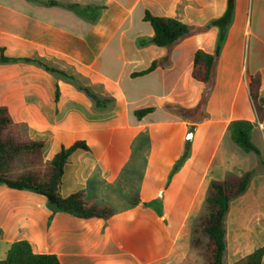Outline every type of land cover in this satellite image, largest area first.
Instances as JSON below:
<instances>
[{"label":"crops","instance_id":"obj_1","mask_svg":"<svg viewBox=\"0 0 264 264\" xmlns=\"http://www.w3.org/2000/svg\"><path fill=\"white\" fill-rule=\"evenodd\" d=\"M48 1L101 10L92 21L91 15L84 18L65 7L48 6ZM229 2L222 0L219 7L218 0H0V56L39 60L99 98L113 100L100 110L73 83L36 64L0 63V107L27 127L32 140L44 143V161L75 142L89 149L68 158L61 196L83 193L115 212L107 220L63 212L51 216L45 196L0 185V260L14 243L25 241L34 254L54 255L59 264H205L190 244L191 232L205 214L209 182L240 176L248 171L243 163L256 156L233 147L228 125L235 120L253 124L255 115L235 116V106L242 93L252 108L248 85L255 76L264 97V66L247 67V84L240 78L230 86L232 74L217 68L216 56L205 108L216 101L219 107L227 105L229 113L188 124L165 105H198L206 85L191 77L193 56L197 50L217 55L219 33L210 28L170 48L140 46L139 41L153 36L143 19L146 12L205 28ZM165 57L164 67L132 76ZM144 108L155 111L137 120L133 112ZM188 125L193 131L190 157L169 180L183 153ZM258 132L253 125V143ZM257 147L261 156L253 169L264 160V150ZM252 183L229 203L223 221L224 264L264 247V196L248 195ZM134 197L140 202L132 206Z\"/></svg>","mask_w":264,"mask_h":264},{"label":"trees","instance_id":"obj_2","mask_svg":"<svg viewBox=\"0 0 264 264\" xmlns=\"http://www.w3.org/2000/svg\"><path fill=\"white\" fill-rule=\"evenodd\" d=\"M48 6H61L71 10L73 13L95 21L100 8L81 7L79 5H64L55 1L45 3ZM144 21L149 23L153 30V36L149 39L139 41L140 46L148 44L159 48H170L180 40L207 30L205 28L189 27L176 19L154 17L146 12ZM26 62L33 63L46 72L60 76L73 83L80 91L84 92L95 103V108L107 109L112 99L99 98L90 88L80 86L74 77L51 68L36 59H13L0 56V63ZM216 62V54H210L203 50H197L193 56L191 77L194 81L206 85L198 105L192 109H185L174 104H166L165 109L181 118L188 124L198 122V119H189L185 115L203 111L209 89L208 85L212 80ZM168 64V58L155 60L145 71L135 73L132 76H143L149 74L158 67ZM260 78H250L248 85V96L259 123H264V97L260 95ZM55 99H58V89L55 92ZM154 108L135 110L134 117L141 120L153 113ZM231 141L244 153H252L260 156V150L252 142V124L245 120H235L228 125ZM77 150L88 151L84 142H75L68 148H62L51 160H43L44 143L32 140L28 136L27 127L24 124L13 122L8 110L0 107V185L12 190L29 191L43 195L48 200V208L51 216L57 212L70 214L78 219H101L107 220L114 215V210L107 204L89 201L83 193H74L62 197L61 180L63 169L71 154ZM191 154V141L187 140L180 158L175 162L169 180L185 163ZM264 165V160L261 161ZM254 174V170L244 172L241 176L229 175L223 181H211L207 187L205 200L206 214L195 223L190 244L199 251L205 264H224L225 252V230L224 218L227 214L229 203L243 195ZM139 199L134 197L131 205L139 204ZM144 207H153L152 203H144ZM264 258V247L259 248L252 254L239 260L235 264H261ZM0 264H59L54 255L34 254L30 245L25 241L14 243L8 250L6 256L0 260Z\"/></svg>","mask_w":264,"mask_h":264},{"label":"rangeland","instance_id":"obj_3","mask_svg":"<svg viewBox=\"0 0 264 264\" xmlns=\"http://www.w3.org/2000/svg\"><path fill=\"white\" fill-rule=\"evenodd\" d=\"M221 1L218 0L219 7L222 6ZM210 28H215L219 33L216 44L218 51L216 55L218 57L217 68L226 67L232 74L233 78H230V86H236L240 78L243 85L247 84V67L251 70L255 65L264 66V0H230L225 12L207 26V29ZM212 39L213 34H210L208 40L211 41ZM219 59H221V62H219ZM216 94L218 95V93ZM216 103V101H213L208 108L204 106L203 111L199 114L194 112L185 116L189 119L207 120L216 118L221 112L223 116L228 115L227 105L219 107L220 105ZM234 114L235 116L239 114V116L245 118H252L255 115L254 110L247 105L242 93L238 96ZM253 125L259 131V140L255 139L254 144L264 150V123H259L255 116L252 129ZM232 145L237 151L244 153L236 145ZM253 157L254 160H247L243 163V167L247 168L248 171L254 170L251 178L253 183L248 195L264 196V165L261 163L257 169H253L258 161L256 156ZM262 159H264V155H262ZM186 233L187 231L184 232L182 237H185Z\"/></svg>","mask_w":264,"mask_h":264},{"label":"water","instance_id":"obj_4","mask_svg":"<svg viewBox=\"0 0 264 264\" xmlns=\"http://www.w3.org/2000/svg\"><path fill=\"white\" fill-rule=\"evenodd\" d=\"M188 129V132H187V135H186V140H192V137H193V131H192V127L190 125H188L187 127Z\"/></svg>","mask_w":264,"mask_h":264}]
</instances>
